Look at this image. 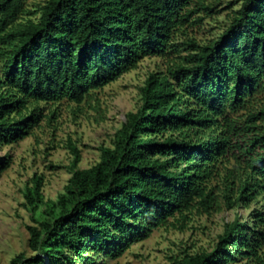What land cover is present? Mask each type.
Instances as JSON below:
<instances>
[{
	"label": "trees",
	"instance_id": "16d2710c",
	"mask_svg": "<svg viewBox=\"0 0 264 264\" xmlns=\"http://www.w3.org/2000/svg\"><path fill=\"white\" fill-rule=\"evenodd\" d=\"M25 1L0 0V144L31 134L43 105H80L144 58L166 67L145 80L98 162L79 168L71 146L72 176L56 200L34 176L24 191L33 254L10 264H97L154 228H183L194 212L264 201V0H239L207 41L188 29L213 1L45 0L26 18ZM9 163L0 157V173ZM242 259L264 264V204L250 221L226 222L212 250L177 264Z\"/></svg>",
	"mask_w": 264,
	"mask_h": 264
},
{
	"label": "rangeland",
	"instance_id": "374dc122",
	"mask_svg": "<svg viewBox=\"0 0 264 264\" xmlns=\"http://www.w3.org/2000/svg\"><path fill=\"white\" fill-rule=\"evenodd\" d=\"M213 1L212 10H199L195 16L202 19L188 29V35L201 41L214 38L222 32L239 0ZM45 0H26L30 15L37 17V10ZM198 18V17H196ZM200 18V17H199ZM183 38L178 41H182ZM166 61L161 57L142 59L135 69L124 73L117 80L92 93L82 104L62 101L43 105L44 117L31 134L11 144H0V157L9 156L10 163L0 173V264H10L21 252L31 256L28 224H34L31 210L24 205V191L33 184L35 175H41L45 200H56L72 176L71 146L80 151L79 168H88L100 159L101 146H112L114 134L125 121L126 114L140 105V87L152 72L165 70ZM259 197L247 208L242 205L210 214L194 212L180 228V223L154 228L148 237L134 241L117 258L99 255L97 264H177L186 252L210 251L223 231L226 222L237 216L250 221L252 214L263 209ZM236 264H251L242 259Z\"/></svg>",
	"mask_w": 264,
	"mask_h": 264
}]
</instances>
